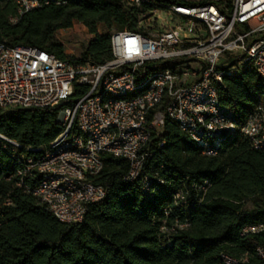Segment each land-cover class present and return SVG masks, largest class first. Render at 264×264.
I'll list each match as a JSON object with an SVG mask.
<instances>
[{
    "label": "trees",
    "instance_id": "1",
    "mask_svg": "<svg viewBox=\"0 0 264 264\" xmlns=\"http://www.w3.org/2000/svg\"><path fill=\"white\" fill-rule=\"evenodd\" d=\"M40 1L39 8L17 17L15 5L0 0V42L72 64L109 61L111 33L143 31L138 22L155 6L213 3L224 11L232 3L155 0L159 5L131 7L127 0ZM74 22L93 36L77 58L66 57L55 37ZM100 25L107 30L103 35L97 33ZM217 94L241 125L257 106L264 107V78L247 68L224 76ZM63 130L59 109H0V136L7 140L0 138V264H223L221 254L264 264L256 252L264 250V229L241 235L247 227L264 226V151L253 150L239 132L225 137L215 156H206L166 118L161 132L151 133L134 181L125 180V160L101 156L102 168L91 181L104 189V198L86 206L81 222L66 225L33 196L40 174L17 176ZM76 131L73 125L70 135Z\"/></svg>",
    "mask_w": 264,
    "mask_h": 264
},
{
    "label": "built area",
    "instance_id": "2",
    "mask_svg": "<svg viewBox=\"0 0 264 264\" xmlns=\"http://www.w3.org/2000/svg\"><path fill=\"white\" fill-rule=\"evenodd\" d=\"M8 1L17 17L42 5ZM149 2L156 3L127 0L131 7ZM161 11L172 16L171 25L157 24ZM138 25L143 31L111 33L112 57L102 64L66 63L36 48L0 42V109H59L64 130L40 158L27 159L17 176L40 174L32 194L62 224L81 222L86 206L104 198V189L91 181L102 168V155L129 164L126 181L139 178L143 149L166 118L206 156H215L235 132L253 150L264 151V107L257 106L239 125L217 94L224 76L247 68L264 78V0H232L224 11L213 3L155 6ZM73 125L77 131L70 135ZM143 184L146 188L147 177ZM262 229L247 227L241 235ZM256 252L264 263V250ZM220 259L247 262L244 255Z\"/></svg>",
    "mask_w": 264,
    "mask_h": 264
},
{
    "label": "rangeland",
    "instance_id": "3",
    "mask_svg": "<svg viewBox=\"0 0 264 264\" xmlns=\"http://www.w3.org/2000/svg\"><path fill=\"white\" fill-rule=\"evenodd\" d=\"M158 16V25H163L164 27L171 25V15H167L165 11H161L158 13ZM106 32L107 30L105 27L102 25L98 26L97 33L99 35H103ZM55 37L57 41L63 44L66 57L74 58L78 57L81 45L93 38V36L87 32V29L77 22H74L69 29L59 30Z\"/></svg>",
    "mask_w": 264,
    "mask_h": 264
},
{
    "label": "water",
    "instance_id": "4",
    "mask_svg": "<svg viewBox=\"0 0 264 264\" xmlns=\"http://www.w3.org/2000/svg\"><path fill=\"white\" fill-rule=\"evenodd\" d=\"M0 138L3 139V140H5V138H3V137H1V136H0ZM5 141H7V140H5Z\"/></svg>",
    "mask_w": 264,
    "mask_h": 264
}]
</instances>
